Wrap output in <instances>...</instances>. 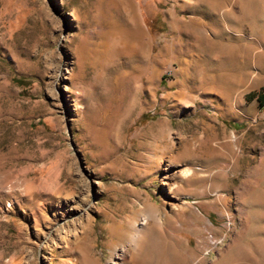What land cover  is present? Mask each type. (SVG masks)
<instances>
[{
	"label": "rangeland",
	"instance_id": "obj_1",
	"mask_svg": "<svg viewBox=\"0 0 264 264\" xmlns=\"http://www.w3.org/2000/svg\"><path fill=\"white\" fill-rule=\"evenodd\" d=\"M262 85L264 0H0V264H264Z\"/></svg>",
	"mask_w": 264,
	"mask_h": 264
},
{
	"label": "bare ground",
	"instance_id": "obj_2",
	"mask_svg": "<svg viewBox=\"0 0 264 264\" xmlns=\"http://www.w3.org/2000/svg\"><path fill=\"white\" fill-rule=\"evenodd\" d=\"M183 175H184V177H187V176L190 175V172L189 171H185ZM139 235H140V228H138L134 224H131L130 225V235L127 236V242L129 244L134 243L136 241L137 237H139Z\"/></svg>",
	"mask_w": 264,
	"mask_h": 264
},
{
	"label": "trees",
	"instance_id": "obj_3",
	"mask_svg": "<svg viewBox=\"0 0 264 264\" xmlns=\"http://www.w3.org/2000/svg\"><path fill=\"white\" fill-rule=\"evenodd\" d=\"M250 99L255 98L258 105L264 104V85H262L257 91H253L247 94Z\"/></svg>",
	"mask_w": 264,
	"mask_h": 264
}]
</instances>
